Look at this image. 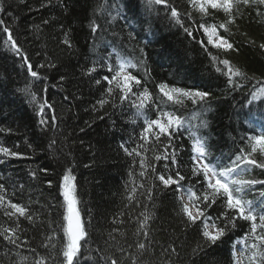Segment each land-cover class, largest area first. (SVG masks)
Returning <instances> with one entry per match:
<instances>
[{"label": "trees", "instance_id": "16d2710c", "mask_svg": "<svg viewBox=\"0 0 264 264\" xmlns=\"http://www.w3.org/2000/svg\"><path fill=\"white\" fill-rule=\"evenodd\" d=\"M169 2L175 3L178 10L190 7L186 0ZM0 3L4 7L0 19L11 29L34 70L38 62L55 65L39 69L46 80H34L22 58L3 44L6 34L0 31V129L5 130L0 132V145L23 154V158H6L0 164V183L7 190V198L25 205L32 215L31 221L24 217L17 221L16 217L4 215V209L0 208V232L17 228L19 224L16 231L19 247L0 236V264H36L42 257L47 264H60L66 222L58 184L69 167L76 177L80 215L91 221L85 225L90 240L82 247L80 264H109V257L116 259L117 264H237L233 243L250 227L249 222L237 221L235 229L222 242L203 246L198 231L183 223L176 193L168 190L157 194L154 188L153 200L148 201V188L159 182L151 169L141 178V157H128L120 147L123 142L130 149L137 147L134 141L143 127L144 117L137 118L134 108L126 107L122 111L112 107L113 103H120L119 90L109 97V104L94 110L102 88L107 87L106 82L96 85L94 80L110 74L104 69H98L92 76L84 73L93 62L115 49L113 65L118 62L117 56L138 63V69L129 70L142 78V84L147 80L154 100L159 95L156 86L161 82L211 93L210 106L205 111L190 100H184V106H177V111L164 98L165 110L175 111L186 122L182 135L173 141L177 164L172 165L170 160L168 164L185 175L182 183L187 184L194 138H206L213 158L226 160L240 148L245 152L250 150L240 139L241 134H258V126H246V115L264 109V98L253 105L247 103L251 94L264 86L256 83L264 80V48L260 47L264 44V6L241 5V16L235 26H230L231 34L221 30V35L238 49L221 53V58L229 59L250 78L234 77L243 87L233 91L197 42H206L207 38L195 31L197 40L187 37L169 22L163 5L150 10L145 0H0ZM192 15L193 19H200L198 13ZM112 16L116 19L112 20ZM223 20L221 13L211 22ZM93 22L99 25L96 32H92ZM130 33L133 39L129 38ZM65 35L71 47L63 43ZM207 47L208 51L216 52L211 45ZM42 86L47 87L44 96L53 105L57 117L55 125L46 130L38 122L40 117L35 105L30 103V96L24 92L29 88L39 97ZM46 112L51 115L49 110ZM145 115L154 119L157 113L145 110ZM204 122L206 127L201 126ZM53 140L55 143L51 144ZM145 146L147 163L154 164L158 173L163 171L165 162L154 158L162 149L154 141ZM255 158L264 162L258 153ZM133 160L137 161L135 165ZM245 178L264 180V170L253 168ZM196 179L191 177L192 183ZM49 180L51 187L47 184ZM140 183L144 184L143 188L139 187ZM261 191L264 185H256L244 198L256 206ZM145 205L152 218L141 229ZM217 213V206L213 205L209 215ZM262 232L264 229L258 228L257 234ZM49 236L53 239L49 240ZM140 243L145 244L144 249L138 247ZM249 243L259 241L249 240ZM198 244L203 250L194 251ZM241 250L242 262L248 264L246 257L251 253L245 252L242 244Z\"/></svg>", "mask_w": 264, "mask_h": 264}, {"label": "snow or ice", "instance_id": "6c2138e0", "mask_svg": "<svg viewBox=\"0 0 264 264\" xmlns=\"http://www.w3.org/2000/svg\"><path fill=\"white\" fill-rule=\"evenodd\" d=\"M145 2L150 10L154 9L155 6L163 5L166 18L169 22L174 27L180 28L192 40H197V37L193 35L194 31L201 33L207 38L206 42L204 40H198L197 42L210 58V63L215 71L226 77V84L230 90L234 91L243 87L242 84L234 81V77L250 79L245 72L235 67L229 59L221 58V53L238 51L226 36L221 35V30L231 34L230 26H235L237 18L241 16V5L249 6L254 4L264 6V0H186V3L190 7L184 10H178L175 3H170L169 0H145ZM3 11V3H0V13ZM193 12L199 14V20L193 19ZM221 13L224 16L222 22H211ZM117 15H119L118 10ZM111 19L115 20L116 17L112 16ZM45 23L47 22L45 21ZM91 27L92 32H96L99 25L93 22ZM0 31L6 34L3 44L7 45L8 49L15 56L22 58V63L26 65L30 76L36 81L42 82L46 80L47 77L42 75L39 69L51 68L55 65L51 62H38L34 70L33 64L29 62L27 54L17 44L11 29L4 25L2 19H0ZM129 38H134L131 33L129 34ZM63 43L71 47L67 35H65ZM208 45L216 49V52L208 51ZM260 47L264 48V44L260 45ZM140 51L143 54V49ZM114 52L115 49H112L100 61L93 62V65L87 68L84 74L92 76L93 73L98 72V69H104L110 74L102 75L100 78L94 80L96 85H101L102 81L107 84V87L102 88V95L98 99L97 105H94V110H97V106L103 108L106 104H109V97H112L119 90L120 103H113L112 107L114 109L120 108L122 111L126 107L134 108L137 118L144 117L143 127L138 134V139L134 141L137 147L130 149L125 146L126 142L121 143L120 147L128 157H141L139 160V176L141 178L145 177L148 169H151L155 180L159 182L158 184H152L148 188L147 200H153L152 190L154 188L157 190V194L168 190L176 193V198L181 202L178 211L183 223L186 227H194L198 231L200 238L204 242L203 246H214L218 242H222L223 238L235 229L237 221L249 222L250 227L244 232L242 237L234 241L233 247H235L236 243H241L243 250L251 253L246 257L248 264H264V232L257 234L258 228L264 229V191H261V199L256 206H253V201L244 198L245 193L252 191L254 186L264 185V180L245 178L247 174L251 173L253 168L264 170V162L255 158L257 153L264 158V109L255 115L249 111L246 118L250 126L258 125L260 128L258 134H241L240 139L245 141L246 146L250 149L247 152H245L244 148H240L238 152L226 160H222L220 157L213 158L212 152L206 144V138H194L195 143L191 146L192 156L189 182L183 184L182 182L186 179L185 175H182L174 167H170L168 161L170 160L172 165L177 164V149L173 141L182 135L181 129H185L186 122L175 111L165 110L163 107L165 104L164 98H166L167 102H171L174 108H177V106L182 108L184 100H190L194 106L200 105V110L205 111L210 106L208 105V98L211 96V93L199 89L179 88L161 82L156 86L159 95L154 100L152 93L147 87V80L145 79L142 84V78L134 75L129 70L138 69V63L130 58L117 56L118 62L114 66L112 63ZM145 75L147 76L146 70ZM61 80H63V77H61ZM256 83L264 85V80H258ZM40 91L41 95L38 97L31 89H24L25 94L31 98L30 103L36 107V112L40 117L39 124L44 126L46 130L55 125L57 117L53 105L44 96L47 92V87L42 86ZM262 98H264V86L256 89L251 94V98L247 103L253 105L254 102ZM179 108H177V111ZM46 109L49 110L51 115L46 112ZM145 110L156 112V118L148 119L145 115ZM201 126L206 127V122ZM2 131L5 130L0 129V132ZM189 135H191V132H189ZM129 139L132 138L130 137ZM151 141H154L156 146L162 149L160 154H156L154 157L156 161L163 160L165 162L163 164V171L159 173L156 171L155 165L147 163L145 158V154L148 151L145 145ZM54 143V140L51 141V144ZM6 158H23V154L0 145V164L5 163ZM136 163V160L132 161V165ZM42 171L47 172L48 170L42 169ZM35 175V172H33V178H35ZM129 176L131 178L132 168H130ZM191 177L197 178L195 183H192ZM75 180L76 177L73 174V170L69 167L62 174L58 184L60 196L63 199L62 207L65 209L63 220L66 222L63 226L66 242L62 246L60 264H80L82 247L88 244L90 240V234L85 225L91 223V221H85L80 215ZM47 184L51 187L52 181H47ZM173 186L175 187L173 188ZM197 186L199 187L197 188ZM139 187L143 188L144 184L140 183ZM20 188L22 189L23 185H20ZM194 188H197V190L194 191ZM133 191H135V188H133ZM185 196L187 197V202H184ZM131 199L132 197H129V200ZM139 203L137 200V204ZM213 205L217 206L218 213L216 215H209V210L213 208ZM0 208L4 209V215L10 218L16 217L17 221L19 217H24L29 221L32 220V215L25 205L13 203L11 199L7 198V190L3 183H0ZM142 215L144 218L140 221V228L144 229L149 219L152 218L147 211V205H145V212ZM257 220H259V223H257ZM18 227L19 224L17 223ZM17 228H6L4 232H0V236H3V239L8 241L9 244L19 247L17 245L19 237L16 236ZM8 232L11 235L5 234ZM144 234L147 236V232ZM48 239L52 240L53 237L49 236ZM249 240L259 241V243H249ZM203 246L198 244L194 251L203 250ZM138 247L144 249L145 244L140 243ZM52 259L55 261L56 258L53 257ZM107 259L109 260V264H117L116 259H112L111 257ZM36 264H47V262L42 257Z\"/></svg>", "mask_w": 264, "mask_h": 264}, {"label": "rangeland", "instance_id": "374dc122", "mask_svg": "<svg viewBox=\"0 0 264 264\" xmlns=\"http://www.w3.org/2000/svg\"><path fill=\"white\" fill-rule=\"evenodd\" d=\"M260 129H258V132H259ZM184 202H187V197L185 196V201ZM234 255L236 257H238V260H237V264H242V260L240 259L239 257V245L238 243L235 244V247H234Z\"/></svg>", "mask_w": 264, "mask_h": 264}, {"label": "bare ground", "instance_id": "6f19581e", "mask_svg": "<svg viewBox=\"0 0 264 264\" xmlns=\"http://www.w3.org/2000/svg\"><path fill=\"white\" fill-rule=\"evenodd\" d=\"M246 116H248V115H246ZM246 118H247V117H246ZM246 126L249 127V128H252V127H255V126H258V125L250 126L249 123L247 122V123H246ZM258 128H259V126H258ZM238 245L241 246V243H238Z\"/></svg>", "mask_w": 264, "mask_h": 264}]
</instances>
